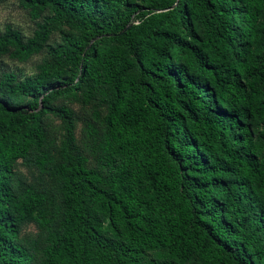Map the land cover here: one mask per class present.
<instances>
[{
  "label": "trees",
  "instance_id": "1",
  "mask_svg": "<svg viewBox=\"0 0 264 264\" xmlns=\"http://www.w3.org/2000/svg\"><path fill=\"white\" fill-rule=\"evenodd\" d=\"M19 1L43 22L0 56L51 59L0 71V264H264V0ZM64 97L107 108L79 141ZM19 160L58 176L62 230Z\"/></svg>",
  "mask_w": 264,
  "mask_h": 264
},
{
  "label": "rangeland",
  "instance_id": "2",
  "mask_svg": "<svg viewBox=\"0 0 264 264\" xmlns=\"http://www.w3.org/2000/svg\"><path fill=\"white\" fill-rule=\"evenodd\" d=\"M139 5V0H130L121 10L126 11L128 8ZM48 15L44 13L43 16ZM101 17L107 18L102 15ZM37 22H43V18L33 21L29 15V11L23 8L19 0H0V29L3 30L6 25L10 24L15 29H18L25 39L33 36L37 29ZM67 32L77 33L72 27L64 25L55 30L52 34L49 43L62 42V35ZM51 59V55L47 49H44L38 55L33 56L25 63H19L10 59L8 56H0V71H16L19 74L31 75L36 72V66L44 59ZM57 106H65L75 113L76 138L79 141L81 132L85 126L86 121L93 123H101L103 117L107 114L105 105L99 103L97 100H92L88 104H83L80 100L72 97L60 98L53 103ZM42 124L49 130L50 135L54 138L55 144L51 149V157L59 160V149L62 140L64 139V124L63 121L53 115H44ZM14 174L20 179L21 184L17 188L18 192H23L27 188H34L43 191L48 196L46 203V212L50 216L57 218L55 229L62 230V221L64 218V208L62 203V196L59 190V178L55 176L52 171L41 173L36 168L29 166L22 160L17 161L13 166ZM39 228L34 223H27L20 227V236L26 237L29 235H37Z\"/></svg>",
  "mask_w": 264,
  "mask_h": 264
}]
</instances>
